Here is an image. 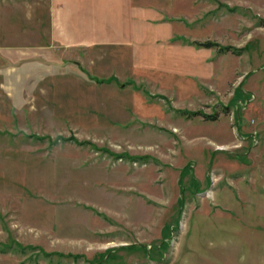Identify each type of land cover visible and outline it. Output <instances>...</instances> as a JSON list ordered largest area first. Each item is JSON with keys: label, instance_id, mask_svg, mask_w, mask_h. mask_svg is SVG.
I'll use <instances>...</instances> for the list:
<instances>
[{"label": "rangeland", "instance_id": "obj_1", "mask_svg": "<svg viewBox=\"0 0 264 264\" xmlns=\"http://www.w3.org/2000/svg\"><path fill=\"white\" fill-rule=\"evenodd\" d=\"M0 264H264V0H0Z\"/></svg>", "mask_w": 264, "mask_h": 264}, {"label": "trees", "instance_id": "obj_2", "mask_svg": "<svg viewBox=\"0 0 264 264\" xmlns=\"http://www.w3.org/2000/svg\"><path fill=\"white\" fill-rule=\"evenodd\" d=\"M194 43H196L197 45H199V44H202L203 46H212V45H214V46H217L221 51H227V50H231L232 52H234V53H240V51H242V48H236V47H234V46H230V45H226V46H223V45H221V44H219V43H213V42H194ZM241 88L239 87V88H237V90H240ZM145 92V94L146 95H149V92H147L146 90L144 91ZM152 96H154V97H162L165 101H167L166 100V98L164 97V96H160V95H152ZM237 95H233V98L231 99V104H234L235 105V103H236V101H237V97H236ZM178 112H181V113H186V114H190V115H196V114H198L199 112H197V111H187V110H177ZM214 117V116H213ZM181 202H182V200H181ZM101 258H99L98 260H97V263H99V262H101L102 261V259H104V257H105V254H102L101 256H100Z\"/></svg>", "mask_w": 264, "mask_h": 264}]
</instances>
